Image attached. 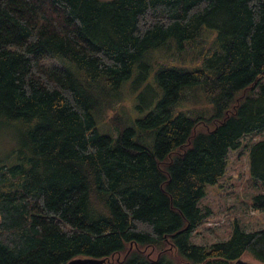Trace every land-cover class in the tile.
Instances as JSON below:
<instances>
[{"label": "trees", "instance_id": "trees-1", "mask_svg": "<svg viewBox=\"0 0 264 264\" xmlns=\"http://www.w3.org/2000/svg\"><path fill=\"white\" fill-rule=\"evenodd\" d=\"M206 28L215 48L201 63L159 65L156 105L133 124L113 117L117 137L99 132L96 118L135 68L146 80L148 51L174 39L178 61ZM199 93L209 115L186 108ZM10 125L18 146L0 157V264L119 253L107 264H176L168 245L187 264H236L245 253L264 264V228L191 242L229 152L264 131V0H0V126ZM249 146L264 185V140ZM252 206L264 209V193Z\"/></svg>", "mask_w": 264, "mask_h": 264}, {"label": "rangeland", "instance_id": "rangeland-1", "mask_svg": "<svg viewBox=\"0 0 264 264\" xmlns=\"http://www.w3.org/2000/svg\"><path fill=\"white\" fill-rule=\"evenodd\" d=\"M214 31L213 28H206L196 41L185 45L179 53V56L183 58H177L180 59L178 61L173 59L176 55L174 45H177L174 39L167 41L170 43L169 46L153 48L148 51L146 56L149 62L145 63V68L148 70L146 80H136L137 68H135L132 78L123 83L120 99L111 108H108L100 119L96 118L99 132L117 137L116 126L112 122L113 117L128 116L133 124L135 120L147 114L162 95L154 74V71L159 68L158 66L167 62H181L185 65L201 63L202 57L215 48ZM131 81L134 84H139L136 91L131 87ZM146 85L152 90L149 95H143L141 103H138L136 95ZM186 108H189L195 116L204 114L205 111L208 115L211 113L207 100L201 94L197 98H193ZM260 140H264V131L244 136L241 139V146L229 152L228 167L223 178L218 184L207 186L206 195L200 199L198 204L203 211H209V216L192 235L191 242L193 244L209 247L218 241H226L231 237L237 224L246 232L264 228V209L255 210L252 206L254 196L264 193V185L254 180L249 163V145ZM16 146H18V133L15 131V126H0V157L9 154ZM134 248L139 247L129 245V249ZM141 249L152 259L157 258L160 253L152 246ZM167 250L168 256L176 264H187L171 245H168ZM124 256L125 253H119L109 258L108 263L117 261V259L122 260ZM240 259L244 262L242 264H263L249 253H245Z\"/></svg>", "mask_w": 264, "mask_h": 264}, {"label": "water", "instance_id": "water-1", "mask_svg": "<svg viewBox=\"0 0 264 264\" xmlns=\"http://www.w3.org/2000/svg\"><path fill=\"white\" fill-rule=\"evenodd\" d=\"M108 259L107 258H95V257H78L71 259L67 263L64 264H107ZM237 263L242 264L241 259L237 261Z\"/></svg>", "mask_w": 264, "mask_h": 264}]
</instances>
